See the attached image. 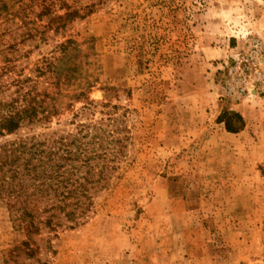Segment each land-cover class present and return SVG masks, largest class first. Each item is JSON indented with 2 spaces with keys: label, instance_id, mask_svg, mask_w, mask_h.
<instances>
[{
  "label": "rangeland",
  "instance_id": "374dc122",
  "mask_svg": "<svg viewBox=\"0 0 264 264\" xmlns=\"http://www.w3.org/2000/svg\"><path fill=\"white\" fill-rule=\"evenodd\" d=\"M15 75L56 113L0 145L50 136L90 176L36 233L0 201V264H264V0H0Z\"/></svg>",
  "mask_w": 264,
  "mask_h": 264
},
{
  "label": "trees",
  "instance_id": "16d2710c",
  "mask_svg": "<svg viewBox=\"0 0 264 264\" xmlns=\"http://www.w3.org/2000/svg\"><path fill=\"white\" fill-rule=\"evenodd\" d=\"M51 70V66H46L45 71L38 68L37 77L53 73ZM3 71L8 72L7 75L12 72L8 67ZM56 81L58 83L59 79ZM26 83L16 75L0 83V92L3 88L9 92L5 101L0 100V139L17 133L23 125L48 121L56 113L55 104L44 100L47 95L37 93L30 84L26 87ZM62 146L65 147L50 136L42 140L30 136L0 145V201L8 206L27 234L39 229L35 217L37 205L44 203L42 200L48 202L44 203L46 211H52L44 225L52 228L53 224H59L60 213L66 220L76 221L85 212L80 209V213H76L80 207L78 200L74 203L66 200L85 196L83 183L88 181L90 172L80 176L73 172L77 168L70 170L67 160H70L71 152ZM59 151L64 153L63 157L58 156ZM65 164L68 169L64 168ZM53 198L58 199L53 201Z\"/></svg>",
  "mask_w": 264,
  "mask_h": 264
}]
</instances>
